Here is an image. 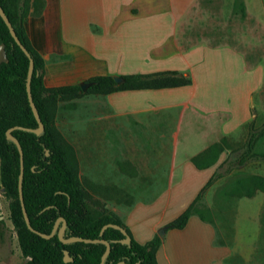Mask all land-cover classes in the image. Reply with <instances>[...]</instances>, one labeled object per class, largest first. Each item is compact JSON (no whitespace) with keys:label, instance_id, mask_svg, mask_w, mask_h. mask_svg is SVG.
I'll use <instances>...</instances> for the list:
<instances>
[{"label":"rangeland","instance_id":"374dc122","mask_svg":"<svg viewBox=\"0 0 264 264\" xmlns=\"http://www.w3.org/2000/svg\"><path fill=\"white\" fill-rule=\"evenodd\" d=\"M250 3L248 17L242 18L233 11V0H210L205 3L207 10L193 12L182 22L185 45L230 47L244 57L250 72L258 71L257 79L249 78L222 54L211 55L205 66L194 69L199 96L208 89L225 105L236 98L234 104L240 106L237 120L245 116L247 120L231 134L224 131V124L234 118L230 110L203 112L179 105L118 113L106 96L87 95L59 103L56 111V127L74 148L79 178L91 206L124 220L141 204L129 221L141 241L150 237L157 223L165 227L194 201L200 182L187 179L176 186L181 169L211 145L220 144L223 152L213 168L227 162L225 168L235 169L204 193L197 208L216 227V244L235 250L225 264H264V193L241 198L233 192L238 179L264 176V0ZM254 132L258 134L256 155L247 156L246 163L239 165ZM2 189L0 175V216L5 231L0 239V264H25L11 221L10 200ZM198 220L192 216L188 237L166 238L172 264H206L214 245L212 236L196 227Z\"/></svg>","mask_w":264,"mask_h":264},{"label":"trees","instance_id":"16d2710c","mask_svg":"<svg viewBox=\"0 0 264 264\" xmlns=\"http://www.w3.org/2000/svg\"><path fill=\"white\" fill-rule=\"evenodd\" d=\"M0 6L9 18L18 38L31 54L34 73L31 91L34 103L44 124L41 134L16 129L12 134L20 142L24 152V203L32 227L50 235L59 218L67 222L65 238L83 237L104 239L111 243V252L105 264H159L157 253L163 238L155 235L150 241L141 244L133 237L124 220L107 211L95 209L83 189L77 167L74 148L62 138L56 127V111L63 101L78 99L87 95L108 96L117 92L161 90L192 85L191 77L179 71H162L151 74L122 76L124 82L117 84L113 76H96L85 84L46 87L44 83L45 60L34 48L25 29V19L42 15L45 0H0ZM234 11L242 18L247 17L243 0H235ZM5 45L8 62L0 64V175L4 195L10 200L11 221L17 232L25 264H101L106 246L82 242L64 244L58 235L45 239L32 232L25 221L19 193L21 158L17 145L7 137V131L16 127L36 129L37 119L30 105L27 78L30 59L12 37L9 28L0 16V45ZM256 132L251 134L247 149L240 156L239 165H244L247 156L256 155ZM223 148L213 144L192 159L199 170L213 167L219 160ZM221 164L201 189L189 207L164 227V231L183 230L193 215L203 222L212 223L197 208L204 193L217 181L230 175L235 169ZM233 192L241 198H253L258 192L264 193V176L251 175L236 181ZM108 224L123 227L131 237L130 244H122L125 235L117 229L108 228L101 236L102 228ZM63 223L60 224V228ZM4 223L0 220V239H4ZM65 251L73 259L65 262ZM29 258H32L29 260Z\"/></svg>","mask_w":264,"mask_h":264},{"label":"crops","instance_id":"0c3cea01","mask_svg":"<svg viewBox=\"0 0 264 264\" xmlns=\"http://www.w3.org/2000/svg\"><path fill=\"white\" fill-rule=\"evenodd\" d=\"M207 1L210 0H45L42 15L29 16L24 25L34 48L45 60L46 87L82 84L96 76L122 77L179 71L193 78L192 85L161 90L124 91L106 97L118 113L179 105H190L203 112L230 110L234 118L224 124V131L231 134L234 127L247 120L246 116L237 120L240 106L234 104L236 98L231 100V104L225 105L219 103L216 100L218 96L208 89L204 95L199 96L194 69L205 66L211 55L222 54L228 56L231 65L235 63L234 69L237 72H246L249 78L256 79L259 74L258 71L250 72L244 57L230 47H209L197 42L185 45L182 22L193 12L207 10ZM243 1L248 17L251 3L250 0ZM234 3L235 0L233 11ZM207 76L210 77V74ZM215 171L213 167L199 170L192 161L188 162L183 165L176 186L182 185L187 179H196L200 182L199 191ZM203 174L207 176H201ZM257 200L259 202L261 198ZM140 206H134L124 222L136 241L145 244L155 235H160L165 224L157 223L150 237L141 241L136 226L129 223ZM191 219L185 229L164 233L162 246L157 253L159 264H162V259L166 264H172L167 255L166 238L169 235L188 237ZM198 221L196 227L202 234H210V241L214 245L205 263L225 264L235 250L228 245L216 244L218 233L216 227L211 225L213 223L203 222L200 218Z\"/></svg>","mask_w":264,"mask_h":264},{"label":"water","instance_id":"95a60500","mask_svg":"<svg viewBox=\"0 0 264 264\" xmlns=\"http://www.w3.org/2000/svg\"><path fill=\"white\" fill-rule=\"evenodd\" d=\"M0 16L2 17V19L4 20V22L6 23L7 27L9 28L10 30V33L12 35V37L15 39V41L17 42V44L21 47V49L23 50V52L26 54V56L30 59V66H29V71H28V78H27V90H28V95H29V101H30V105H31V108L33 110V113L37 119V122H38V128L36 129H27V128H20V127H16V128H13V129H10L7 131V137L8 139L12 140L18 147V150L20 152V158H21V173H20V178H19V193H20V200H21V203H22V208H23V214H24V217H25V221L27 223V226L28 228L38 234L39 236L45 238V239H51L53 238L54 236L58 235L60 241L64 244H70V243H76V242H82V243H86V244H99V243H102L106 246V251L102 257V262L101 264H105V261L108 257V255L110 254L111 252V243L104 240V239H87V238H83V237H70V238H65V231H66V227H67V222L64 218H59L55 224V227L52 231V233L50 235L48 234H44V233H41L37 230H35L32 225H31V222H30V218L28 216V213H27V210H26V207H25V203H24V195H23V179H24V172H25V166H24V152H23V149H22V146L20 144V142L18 141V139L12 134V132L16 129H24L28 132H31V133H35V134H41L43 131H44V124L40 118V114H39V111L34 103V100H33V96H32V91H31V82H32V77H33V73H34V61L31 57V54L29 53V51L25 48V46L21 43L20 39L18 38L9 18L7 17L5 11L3 10V8L0 6ZM9 60L7 58V53H6V50H5V45L2 44L0 45V64L2 63H7ZM114 80L116 81L117 84H122L124 82V79L121 77V76H114ZM82 89L84 91L87 90L88 88V84H85V83H82L80 84ZM2 191L4 192V189H2ZM63 223L62 227L60 228V224ZM108 228H114V229H117V230H120L124 235H125V238L123 240H120V242L122 244H130L131 242V237L128 235V233L126 232V230L119 226V225H116V224H108V225H105L103 228H102V231H101V236L104 235V232L108 229ZM164 233L165 231L163 230L161 233H160V236L163 238L164 236ZM65 257H64V260L65 262H71L73 259L70 257L69 255V252L68 251H65ZM32 258H29V260H31ZM119 264H126L125 262H121Z\"/></svg>","mask_w":264,"mask_h":264},{"label":"flooded vegetation","instance_id":"af4514ba","mask_svg":"<svg viewBox=\"0 0 264 264\" xmlns=\"http://www.w3.org/2000/svg\"><path fill=\"white\" fill-rule=\"evenodd\" d=\"M4 193V192H3ZM0 220H1V216H0ZM2 221V220H1Z\"/></svg>","mask_w":264,"mask_h":264}]
</instances>
